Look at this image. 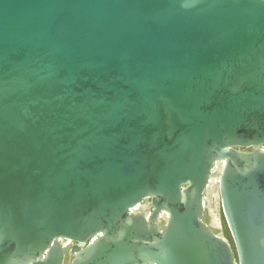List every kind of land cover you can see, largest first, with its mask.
<instances>
[{
  "label": "water",
  "instance_id": "95a60500",
  "mask_svg": "<svg viewBox=\"0 0 264 264\" xmlns=\"http://www.w3.org/2000/svg\"><path fill=\"white\" fill-rule=\"evenodd\" d=\"M0 264H264V0H0Z\"/></svg>",
  "mask_w": 264,
  "mask_h": 264
},
{
  "label": "bare ground",
  "instance_id": "6f19581e",
  "mask_svg": "<svg viewBox=\"0 0 264 264\" xmlns=\"http://www.w3.org/2000/svg\"><path fill=\"white\" fill-rule=\"evenodd\" d=\"M223 163H218L216 167L217 173H219L223 168ZM214 198H219V191H218V179H213L210 181V184L208 186L207 194H206V201L208 203L207 210H208V217L207 222L210 226L217 229L221 227L220 220L218 218V215L216 214L215 209L212 207L211 203ZM148 201L145 203L144 206L148 207ZM167 215H163L161 217V220L165 221L167 220Z\"/></svg>",
  "mask_w": 264,
  "mask_h": 264
},
{
  "label": "rangeland",
  "instance_id": "374dc122",
  "mask_svg": "<svg viewBox=\"0 0 264 264\" xmlns=\"http://www.w3.org/2000/svg\"><path fill=\"white\" fill-rule=\"evenodd\" d=\"M211 205L215 209L216 214L218 215V218L221 220L222 231H223V234H224L225 238L230 242L232 247H234L231 233H230V231H229V229H228V227H227V225L225 223V219L223 217V213H222V210H221V207H220L219 198H214L212 200Z\"/></svg>",
  "mask_w": 264,
  "mask_h": 264
}]
</instances>
